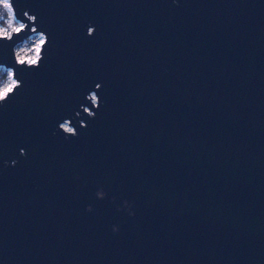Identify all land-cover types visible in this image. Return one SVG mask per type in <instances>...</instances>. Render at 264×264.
Segmentation results:
<instances>
[{
	"label": "water",
	"instance_id": "95a60500",
	"mask_svg": "<svg viewBox=\"0 0 264 264\" xmlns=\"http://www.w3.org/2000/svg\"><path fill=\"white\" fill-rule=\"evenodd\" d=\"M17 7L52 42L0 110V264H264V0ZM97 83V118L52 135Z\"/></svg>",
	"mask_w": 264,
	"mask_h": 264
},
{
	"label": "clouds",
	"instance_id": "9594fccd",
	"mask_svg": "<svg viewBox=\"0 0 264 264\" xmlns=\"http://www.w3.org/2000/svg\"><path fill=\"white\" fill-rule=\"evenodd\" d=\"M179 4V0H174ZM97 32V28L90 22L87 27V36L93 37ZM25 36L21 42L17 41V37ZM33 36H36L33 39ZM51 37L47 31L39 30V18L32 14L30 9L22 11L17 7V0H0V43L13 44L12 53L14 65L0 63V110L5 109L14 97L18 95L24 87V81L20 78L21 73L18 69L32 71L40 69L44 66L51 44ZM103 89L102 83H97L93 90L86 94V100L91 107L81 104L72 118H65L58 122V126L53 130L52 135L62 134L65 140L71 141L78 139L80 129H87L88 124L84 117L94 120L100 109L105 105V101L100 96ZM95 109V111L93 110ZM20 156L25 159L28 156L27 149H20ZM20 163L19 159L3 161L4 168L16 167ZM95 196L104 200L108 197V193L100 187ZM116 197H112L115 202ZM86 211L91 213L94 211L93 206H87ZM118 211H127L129 216L135 217L134 204L128 200L123 201V206H118ZM113 233H119L118 225L112 226Z\"/></svg>",
	"mask_w": 264,
	"mask_h": 264
},
{
	"label": "rangeland",
	"instance_id": "374dc122",
	"mask_svg": "<svg viewBox=\"0 0 264 264\" xmlns=\"http://www.w3.org/2000/svg\"><path fill=\"white\" fill-rule=\"evenodd\" d=\"M36 38V36H33V39H35ZM21 43H22V41H21Z\"/></svg>",
	"mask_w": 264,
	"mask_h": 264
}]
</instances>
